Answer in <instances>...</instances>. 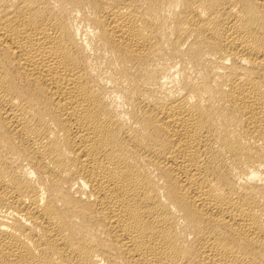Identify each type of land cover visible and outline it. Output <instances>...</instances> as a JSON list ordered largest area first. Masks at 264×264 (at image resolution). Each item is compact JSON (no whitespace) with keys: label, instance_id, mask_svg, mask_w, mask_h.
Listing matches in <instances>:
<instances>
[{"label":"bare ground","instance_id":"obj_1","mask_svg":"<svg viewBox=\"0 0 264 264\" xmlns=\"http://www.w3.org/2000/svg\"><path fill=\"white\" fill-rule=\"evenodd\" d=\"M0 264H264V0H0Z\"/></svg>","mask_w":264,"mask_h":264}]
</instances>
